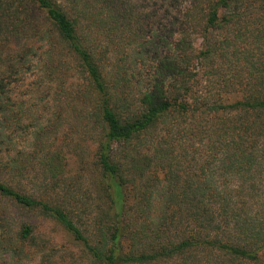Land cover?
Returning a JSON list of instances; mask_svg holds the SVG:
<instances>
[{"label": "trees", "instance_id": "trees-1", "mask_svg": "<svg viewBox=\"0 0 264 264\" xmlns=\"http://www.w3.org/2000/svg\"><path fill=\"white\" fill-rule=\"evenodd\" d=\"M0 111L3 264H264V0H0Z\"/></svg>", "mask_w": 264, "mask_h": 264}, {"label": "rangeland", "instance_id": "rangeland-1", "mask_svg": "<svg viewBox=\"0 0 264 264\" xmlns=\"http://www.w3.org/2000/svg\"><path fill=\"white\" fill-rule=\"evenodd\" d=\"M201 41H202V38H200V37L196 38L195 44L197 47L201 46ZM27 72H28L26 74L27 78L25 80L20 81L18 84L13 83L11 85L13 88V91H14V93H13L14 98L18 101H20L21 99H25V101L27 102V105L30 106L34 112H38V113L41 112L42 113L44 110V106H43V102H41V100H40L41 98L38 96L41 93L39 88L37 87L35 92L32 94L26 93V92H29V90L31 89V86H30L31 81H33V79H35V75L33 72H31L30 70H27ZM32 101L39 102V103H38V105H35V107H34V105L32 104L33 103ZM45 101H48V99L44 100V102ZM2 116H3V112L1 113V111H0V117H2ZM72 166L76 168L78 166L77 162L73 161ZM90 183H91V185L93 184L91 180L89 181V184ZM92 187H94V185H92ZM58 236H59V238L60 237L62 238V234H58ZM3 263H4V256L2 254H0V264H3ZM29 264H35V261L32 260L31 262H29Z\"/></svg>", "mask_w": 264, "mask_h": 264}]
</instances>
